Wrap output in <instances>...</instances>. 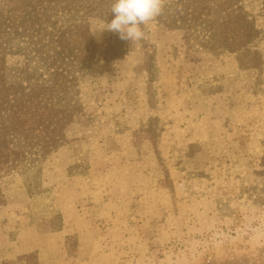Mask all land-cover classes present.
<instances>
[{
  "label": "rangeland",
  "instance_id": "obj_1",
  "mask_svg": "<svg viewBox=\"0 0 264 264\" xmlns=\"http://www.w3.org/2000/svg\"><path fill=\"white\" fill-rule=\"evenodd\" d=\"M47 1L0 0L5 87L47 80L51 45L35 55L23 35ZM242 5L258 63L188 48L154 20L83 75L57 148L0 128V264H264V0ZM86 22L104 54L118 34Z\"/></svg>",
  "mask_w": 264,
  "mask_h": 264
},
{
  "label": "trees",
  "instance_id": "obj_2",
  "mask_svg": "<svg viewBox=\"0 0 264 264\" xmlns=\"http://www.w3.org/2000/svg\"><path fill=\"white\" fill-rule=\"evenodd\" d=\"M243 2L173 0L164 4L155 22L164 29L182 32L188 48L199 46L213 55H237L240 64L246 58L245 63L250 66L259 62V54L252 49L260 33L244 10ZM44 5L40 14L43 21L36 15L30 17V28L24 29L23 35L35 55L40 54L38 48H42L43 38L51 45L46 57L40 60L48 71L47 80L33 79L34 83L26 87L23 78H17L8 87L1 82L0 128L8 127L15 138L22 140V145L29 139H44L45 145L38 146V150L48 153L62 142L66 127L80 107L77 87L83 75L121 58L123 43L118 37L110 38L107 51L100 55L87 29L89 18L107 22L113 18L109 12L111 0H48ZM61 16L66 19V27L57 26ZM72 33L76 40L72 41ZM10 88L12 91L8 93ZM16 264H37V261L33 256H24Z\"/></svg>",
  "mask_w": 264,
  "mask_h": 264
},
{
  "label": "clouds",
  "instance_id": "obj_3",
  "mask_svg": "<svg viewBox=\"0 0 264 264\" xmlns=\"http://www.w3.org/2000/svg\"><path fill=\"white\" fill-rule=\"evenodd\" d=\"M163 6L164 0H111L109 12L113 18L100 31L116 33L120 39L135 44L144 39L141 26L156 20Z\"/></svg>",
  "mask_w": 264,
  "mask_h": 264
}]
</instances>
